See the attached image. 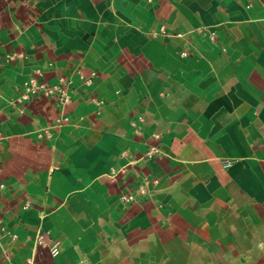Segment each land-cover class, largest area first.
<instances>
[{
  "label": "crops",
  "instance_id": "obj_1",
  "mask_svg": "<svg viewBox=\"0 0 264 264\" xmlns=\"http://www.w3.org/2000/svg\"><path fill=\"white\" fill-rule=\"evenodd\" d=\"M0 183V264H264V0H0Z\"/></svg>",
  "mask_w": 264,
  "mask_h": 264
},
{
  "label": "built area",
  "instance_id": "obj_2",
  "mask_svg": "<svg viewBox=\"0 0 264 264\" xmlns=\"http://www.w3.org/2000/svg\"><path fill=\"white\" fill-rule=\"evenodd\" d=\"M21 56H23L22 53H20ZM8 58H15V54L13 55H8ZM55 91H61L62 92V98L63 101H67L66 93L63 89L57 86H45L42 83H37L34 79H32L30 82H26V93L30 92H43L45 94H54ZM142 120V117L140 118ZM64 120H67V117H61L60 118V123L64 122ZM157 151V150H155ZM148 153H151V151H148ZM230 162H226L225 165H229ZM4 186V184L0 183V194H1V188ZM132 198V196H128V199ZM0 224H1V217H0Z\"/></svg>",
  "mask_w": 264,
  "mask_h": 264
}]
</instances>
